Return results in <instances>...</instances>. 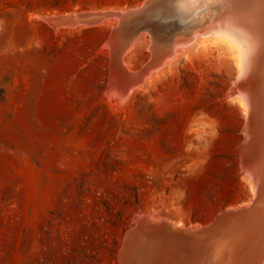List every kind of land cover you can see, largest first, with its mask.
Instances as JSON below:
<instances>
[{"label":"rangeland","instance_id":"1","mask_svg":"<svg viewBox=\"0 0 264 264\" xmlns=\"http://www.w3.org/2000/svg\"><path fill=\"white\" fill-rule=\"evenodd\" d=\"M143 1L0 0V264H117L138 213L199 226L254 198L238 150L248 115L229 95L235 45L192 42L121 99L108 87L116 18L43 20ZM141 36L128 70L150 59Z\"/></svg>","mask_w":264,"mask_h":264},{"label":"water","instance_id":"2","mask_svg":"<svg viewBox=\"0 0 264 264\" xmlns=\"http://www.w3.org/2000/svg\"><path fill=\"white\" fill-rule=\"evenodd\" d=\"M188 1L191 0H184V4ZM180 2L183 1L144 0L139 6L125 10L70 11L48 15L43 20L55 30L66 23L95 26L115 17L116 23L106 37L108 87L114 88L119 81L120 91L125 93L145 72L168 56L177 42L191 39L195 30H204L212 16L225 13L237 0H199L200 4L189 16L180 14ZM244 19L243 25L250 36H264L262 22L255 23L258 19L253 17ZM143 32L149 36L150 59L135 70L123 68L122 55ZM257 61L258 58L249 70L253 81L249 75L237 81L241 88L243 85L248 88V126L253 124V115L258 114V131L254 134L260 138L258 148L251 140L244 142L243 139L238 145L241 156L243 149L250 148L255 158L252 201L221 209L199 226L177 224L157 214L138 213L123 234L117 264H264V78L259 73L260 66H256ZM260 69L264 77V67Z\"/></svg>","mask_w":264,"mask_h":264},{"label":"bare ground","instance_id":"3","mask_svg":"<svg viewBox=\"0 0 264 264\" xmlns=\"http://www.w3.org/2000/svg\"><path fill=\"white\" fill-rule=\"evenodd\" d=\"M181 1L183 2H180L178 5L179 8L181 9L180 14L185 15V16L186 15L189 16V14L195 11L197 6L200 4L199 0H196L195 2H193L194 0L188 1L186 5L184 4V0H181ZM196 2H199V3L195 4ZM249 17L258 19L257 21H255V23L262 22L263 28H264V0H237L236 5L232 7L231 9H229L228 11H226L225 13L219 14L217 16H212L210 24L204 30L202 29L200 31L195 30L193 32L194 35L193 37H191V39H188L187 41L177 42L173 46L171 53L168 56H166L162 61H160L157 65H155L156 68L151 74L149 73L150 76H147L146 79L143 77H142L143 79L140 78L138 83L135 85H131L125 93L123 92L121 93L120 91L121 82L119 81L116 82L114 86V90L116 94L121 99L127 97L129 93L132 90H134L136 87L142 86L145 80H149L153 76L157 75L163 68L168 66L173 60L175 61L174 58L176 56L179 57V54H181V52L185 50V48H187L189 44L191 45L192 42L193 43L199 42L200 44L201 43L205 44L209 41H211V43H218L221 41L228 42L230 44L235 45L238 50L237 56H235V60H236L237 67H238V75L236 77V82L234 84V87L229 91V95L233 96L236 100H238V102L246 109L248 120L245 125L246 126L245 142L247 140L248 141L251 140L253 141V144L256 145V147L258 148L259 146L258 143L260 142V138H257L258 136L254 135L256 131H258V129H256V124H257L256 117L258 116V114L253 115L252 117L253 124L251 126L250 125L248 126L249 109H250V105H249V101L247 97L248 88L246 85H243L244 88H241L240 86L237 85L238 83L237 81L241 79L242 77H245L246 75H249L250 76L249 79H252L253 81V77L252 75H250L249 70H250V67L256 63L257 58H258L257 64L258 66H260L259 73L261 77L264 78L262 69H260L264 67V36H259V35L250 36V33H248L247 28H245L243 25L244 22L246 21L244 18H249ZM160 45L162 46V44H159V46ZM259 45L261 46V48L259 47ZM201 46L204 47V45H201ZM123 68L125 67L123 66ZM123 86H124V83L122 82L121 87ZM249 129H252L253 132L250 131ZM247 149L245 148L243 150L244 153L246 154V157H244L245 161H243L242 164H243L244 171L246 172V175H247V180L250 186L252 187V190L254 191L255 190V184H254L255 176L253 173L254 172L253 161L255 158L252 154V150L250 148H247Z\"/></svg>","mask_w":264,"mask_h":264}]
</instances>
